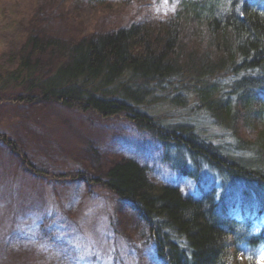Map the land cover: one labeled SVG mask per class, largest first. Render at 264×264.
I'll use <instances>...</instances> for the list:
<instances>
[{
  "label": "trees",
  "instance_id": "obj_1",
  "mask_svg": "<svg viewBox=\"0 0 264 264\" xmlns=\"http://www.w3.org/2000/svg\"><path fill=\"white\" fill-rule=\"evenodd\" d=\"M82 1L87 9L113 13L130 5ZM177 1L176 13L165 20L111 28L110 19L75 41L49 38L29 24L21 47L0 58V97L127 117L155 136L165 162L171 163L172 150L187 157L186 168L176 169L194 180L189 193L155 182L138 158L121 159L95 177L131 205L128 223L144 224L160 263L262 264L264 0ZM165 104L208 119L217 132L201 120L158 114ZM12 148L26 171L39 174Z\"/></svg>",
  "mask_w": 264,
  "mask_h": 264
},
{
  "label": "rangeland",
  "instance_id": "obj_2",
  "mask_svg": "<svg viewBox=\"0 0 264 264\" xmlns=\"http://www.w3.org/2000/svg\"><path fill=\"white\" fill-rule=\"evenodd\" d=\"M129 3L113 13L111 8L87 9L77 0H0V58L6 61L21 47L31 23L49 38L75 41L110 19L111 28L143 18L165 20L179 6L177 0ZM158 108V114L179 121L210 125L208 119L189 117L169 104ZM13 146L39 174L26 171ZM162 149L153 134L140 132L127 117L105 118L53 103L0 97V255L7 256L0 264H162L144 224L128 223L134 214L131 205L95 178L112 163L138 158L148 164L155 182L192 192L194 180L176 169L186 168L187 157L172 150L171 163L165 162ZM45 218L53 223L45 224Z\"/></svg>",
  "mask_w": 264,
  "mask_h": 264
}]
</instances>
